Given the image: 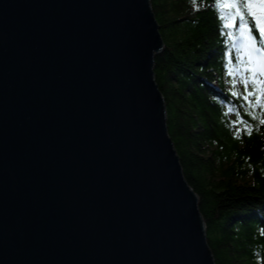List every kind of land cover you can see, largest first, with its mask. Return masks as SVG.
Listing matches in <instances>:
<instances>
[{
    "label": "water",
    "instance_id": "water-1",
    "mask_svg": "<svg viewBox=\"0 0 264 264\" xmlns=\"http://www.w3.org/2000/svg\"><path fill=\"white\" fill-rule=\"evenodd\" d=\"M162 49L150 0H0V264H216Z\"/></svg>",
    "mask_w": 264,
    "mask_h": 264
},
{
    "label": "trees",
    "instance_id": "trees-1",
    "mask_svg": "<svg viewBox=\"0 0 264 264\" xmlns=\"http://www.w3.org/2000/svg\"><path fill=\"white\" fill-rule=\"evenodd\" d=\"M150 4L164 45L155 80L214 261L264 264V71L241 40L231 49L239 20L227 29L215 0Z\"/></svg>",
    "mask_w": 264,
    "mask_h": 264
},
{
    "label": "snow or ice",
    "instance_id": "snow-or-ice-1",
    "mask_svg": "<svg viewBox=\"0 0 264 264\" xmlns=\"http://www.w3.org/2000/svg\"><path fill=\"white\" fill-rule=\"evenodd\" d=\"M193 5L197 6L196 0H193ZM215 7L219 10L220 18L225 21L227 29L236 28L237 19L239 20L236 38L242 41L249 60H256L264 71V47L258 46L248 20V17L252 18L261 39H264V0H215ZM228 36L232 38L233 33L229 31Z\"/></svg>",
    "mask_w": 264,
    "mask_h": 264
},
{
    "label": "bare ground",
    "instance_id": "bare-ground-1",
    "mask_svg": "<svg viewBox=\"0 0 264 264\" xmlns=\"http://www.w3.org/2000/svg\"><path fill=\"white\" fill-rule=\"evenodd\" d=\"M209 5V3L208 4H206V6H208ZM211 8H213L212 6H211ZM237 37V35H233V37L232 38H230V46L232 47L231 49H233V50H237L239 47H238V43L240 42V39L239 38H236ZM163 49H164V45H163ZM162 49V50H163ZM157 56V55H156ZM185 177V176H184ZM191 188V187H190ZM192 189V188H191ZM198 206H199V201H198ZM202 216V215H201ZM203 218V217H202ZM204 221V220H203ZM204 225H205V223H204ZM205 229H206V227H205Z\"/></svg>",
    "mask_w": 264,
    "mask_h": 264
}]
</instances>
